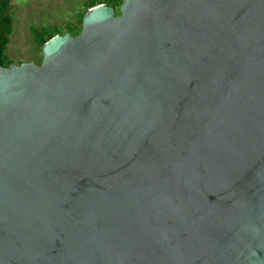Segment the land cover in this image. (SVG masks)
Returning <instances> with one entry per match:
<instances>
[{"label":"water","instance_id":"1","mask_svg":"<svg viewBox=\"0 0 264 264\" xmlns=\"http://www.w3.org/2000/svg\"><path fill=\"white\" fill-rule=\"evenodd\" d=\"M0 264H264V0H122L0 65Z\"/></svg>","mask_w":264,"mask_h":264},{"label":"rangeland","instance_id":"2","mask_svg":"<svg viewBox=\"0 0 264 264\" xmlns=\"http://www.w3.org/2000/svg\"><path fill=\"white\" fill-rule=\"evenodd\" d=\"M13 7V28L7 53L13 63L39 62L41 52L36 50L31 27L44 28L74 21L78 11L84 8V0H10Z\"/></svg>","mask_w":264,"mask_h":264},{"label":"trees","instance_id":"3","mask_svg":"<svg viewBox=\"0 0 264 264\" xmlns=\"http://www.w3.org/2000/svg\"><path fill=\"white\" fill-rule=\"evenodd\" d=\"M122 0H84V8L77 12L74 21H69L65 24V28L59 24H54L49 27L36 28L31 27L32 38L36 44V50L41 52V46L49 38L56 34H63L69 32L73 35L77 34L81 29V22L84 13L90 7L99 4L106 3L109 6L115 8L118 13V8ZM13 28V7L10 0H0V65L7 66L13 63L12 58L6 52L7 46L11 40V33ZM41 58L39 59L40 62ZM38 62V63H39ZM20 63V62H18Z\"/></svg>","mask_w":264,"mask_h":264}]
</instances>
